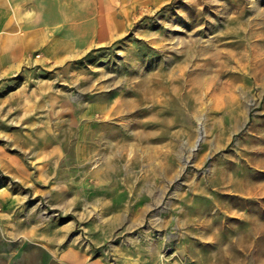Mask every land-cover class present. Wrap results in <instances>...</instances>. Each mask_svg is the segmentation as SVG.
Returning <instances> with one entry per match:
<instances>
[{"label":"rangeland","instance_id":"obj_1","mask_svg":"<svg viewBox=\"0 0 264 264\" xmlns=\"http://www.w3.org/2000/svg\"><path fill=\"white\" fill-rule=\"evenodd\" d=\"M96 1L104 45L0 101V224L90 231L109 264H264V0Z\"/></svg>","mask_w":264,"mask_h":264},{"label":"crops","instance_id":"obj_2","mask_svg":"<svg viewBox=\"0 0 264 264\" xmlns=\"http://www.w3.org/2000/svg\"><path fill=\"white\" fill-rule=\"evenodd\" d=\"M100 31L94 0H0V101L30 73L61 68L103 46ZM41 218L0 224V264H109L105 242L90 231Z\"/></svg>","mask_w":264,"mask_h":264},{"label":"bare ground","instance_id":"obj_3","mask_svg":"<svg viewBox=\"0 0 264 264\" xmlns=\"http://www.w3.org/2000/svg\"><path fill=\"white\" fill-rule=\"evenodd\" d=\"M216 51V50H215ZM213 54V53H212ZM225 55V54H224ZM219 55H218V53L217 52H215L214 54H213V56H211L212 58H215V57H218ZM210 57V56H209ZM220 57V56H219ZM219 59V58H218ZM200 138H202L201 136H200ZM194 149V148H193ZM193 149H191V151H193ZM185 162H187V160L185 161Z\"/></svg>","mask_w":264,"mask_h":264}]
</instances>
